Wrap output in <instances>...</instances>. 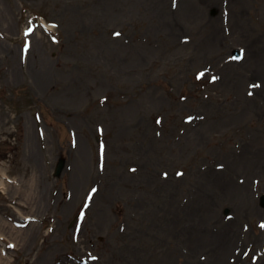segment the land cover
Here are the masks:
<instances>
[{"label":"rangeland","instance_id":"obj_1","mask_svg":"<svg viewBox=\"0 0 264 264\" xmlns=\"http://www.w3.org/2000/svg\"><path fill=\"white\" fill-rule=\"evenodd\" d=\"M262 72L264 0H0L2 263L264 264Z\"/></svg>","mask_w":264,"mask_h":264},{"label":"bare ground","instance_id":"obj_2","mask_svg":"<svg viewBox=\"0 0 264 264\" xmlns=\"http://www.w3.org/2000/svg\"><path fill=\"white\" fill-rule=\"evenodd\" d=\"M4 48H5V46H1V49L4 50ZM260 75L264 78V72H262ZM1 185H2V183L0 182V186H1ZM6 225H7V224H6L5 221L0 220V228H1L2 230L5 229V228L7 227ZM5 226H6V227H5ZM11 229H12L14 232H15V231H18V229H15V228H13V227H11ZM233 245H235V244H234V242L232 241V238H230L229 242H228V243L225 242V243L222 245V247L220 248L219 251H221V253H222V255H223L225 252L229 251L230 248H231ZM1 251H2V250H0V252H1ZM3 260H4V259H2V257L0 256V263H1V264H7V263H6V262H7V259H5L6 262L4 261V263H2ZM9 261H10V260H9ZM216 264H217V263H216Z\"/></svg>","mask_w":264,"mask_h":264}]
</instances>
